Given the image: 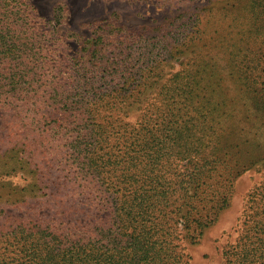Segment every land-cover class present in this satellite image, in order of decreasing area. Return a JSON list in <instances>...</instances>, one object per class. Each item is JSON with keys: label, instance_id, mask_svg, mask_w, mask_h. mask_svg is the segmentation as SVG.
<instances>
[{"label": "trees", "instance_id": "16d2710c", "mask_svg": "<svg viewBox=\"0 0 264 264\" xmlns=\"http://www.w3.org/2000/svg\"><path fill=\"white\" fill-rule=\"evenodd\" d=\"M61 24L30 0H0V111L24 138L0 157V176L33 166L40 177L0 182V264H190L182 244L229 208L249 141L229 121L264 103V0H209L154 29L114 17L74 56L58 49ZM174 59L169 83L153 81ZM215 83L248 109L236 113L229 93L211 101ZM33 202L48 213L5 215ZM250 209L224 264H264V199Z\"/></svg>", "mask_w": 264, "mask_h": 264}, {"label": "rangeland", "instance_id": "374dc122", "mask_svg": "<svg viewBox=\"0 0 264 264\" xmlns=\"http://www.w3.org/2000/svg\"><path fill=\"white\" fill-rule=\"evenodd\" d=\"M208 1L169 0L164 3L151 0H30L37 7L38 15L45 21H51L55 19V16L60 15L63 29L60 36L64 37L60 40L58 49L66 56H74L79 52L81 54L84 48L83 42L90 39L91 27L101 21L117 17L122 25L131 30L154 29L166 23L168 18H174L183 10L205 4ZM178 65V59L172 60L164 70L159 71L158 76L153 81H159L161 84L169 83L168 81L177 71ZM222 75L226 80L225 72ZM216 77L217 75L213 74L214 82ZM227 86L222 85L218 88L216 83L213 84L209 88L210 97L213 98L217 93L218 96L226 98L227 93H229L231 102L238 101L234 110L236 113L242 112L243 106L247 110V102L245 100L242 103L240 92L237 95L235 87ZM260 92L261 90H259ZM261 95L264 96V94ZM261 99L259 98V100ZM145 101L162 100L148 98ZM211 101H215L214 98ZM253 107L255 116L250 119L248 115L245 119L243 116L235 114L234 119L229 121L230 126H232L230 131L236 133L244 130L243 134L246 135L243 138L245 141H249L240 145L241 149L236 150L240 154V164L236 172L238 173L237 179L236 177L234 178L236 180L233 179L229 208L223 211L215 225L203 231V235L197 243L194 244L186 240L182 244L185 253L190 256V264H224L223 250L226 246L235 244L248 225L245 223L246 216L252 211L250 208L253 202L257 199H264V103L260 102L259 105L258 102L253 103ZM0 112H3V114L0 113V157H4L9 150H13L16 141H24V138L21 139L19 136L21 131L16 130L15 115L4 111ZM5 125L11 126L13 130H1V127ZM36 142L39 144L38 156L42 159L40 153L45 144L43 139L39 137L36 138ZM254 144L261 146L259 153L251 152ZM245 153L248 154V159ZM33 168V166H26L24 171L18 170L7 176L2 175L0 182L9 181L22 186L39 184L37 179L40 177H37L38 174H32ZM40 196L41 194H39ZM31 205V211L28 207H6L5 215L21 216L24 214L31 215L35 212L40 215L48 213L46 208L48 204L33 202ZM49 206L55 209L59 208V205ZM2 217L3 214L0 213V220Z\"/></svg>", "mask_w": 264, "mask_h": 264}]
</instances>
